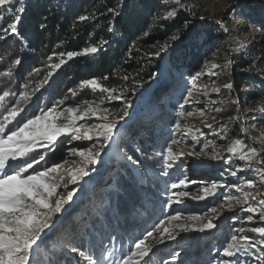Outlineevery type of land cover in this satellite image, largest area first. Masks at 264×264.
<instances>
[{
	"label": "rangeland",
	"instance_id": "obj_1",
	"mask_svg": "<svg viewBox=\"0 0 264 264\" xmlns=\"http://www.w3.org/2000/svg\"><path fill=\"white\" fill-rule=\"evenodd\" d=\"M216 1L223 2L217 18L207 16L213 19L204 18L195 22V30L202 36L196 47H190L187 38L183 40L180 35L176 41L157 40L144 48L142 54L148 56L150 62L154 56V61H159V69L152 78H148V71L145 74L143 72L139 80L132 78L134 83L128 86L132 88L135 85L134 89L138 88L139 93L133 97L124 95L131 101V107L127 111L123 109L121 100H109L108 94L101 93L99 89L80 87L76 90V95L79 96L76 100V95L67 97L64 93L57 96L50 105L47 104V99L39 105H31L33 107L30 108L26 106L30 105L28 103L21 105L25 112L21 113L13 125L33 114L38 115V106L46 108L55 104L63 110L80 105V112H83L87 107L83 102H93V107L108 110V119L119 121L118 139L124 156L128 153L121 140L137 149L144 143L148 151L141 154L146 166L142 167L140 164L138 167L142 180H138L137 168L136 173L131 169L133 177L125 174L122 163L127 162L123 161L122 157H116L110 146L101 152L100 162L94 166L92 174L79 184L72 185L68 183L66 171L77 167L73 161L79 162L81 158L72 156L70 149L92 148L95 151L100 148L102 141L95 137L89 141L71 140L62 136L53 146L54 152L47 148H38L37 152L44 154L46 160L35 166L36 170L61 163L60 171L65 175L63 184L66 183L68 187L65 188L62 184L58 192L66 194L68 190L75 189V196L59 214L56 227L38 242L32 264H37L38 261L42 264H87L76 254L69 253L65 246L83 245L86 248L89 244L98 250L97 255L101 248L113 251L114 255L110 259L115 262L133 249L135 242L146 236L149 231H153V236L146 240L152 247V252L146 257L149 264H219V252L231 235L242 234L252 237L253 240L262 239L258 233L240 232L248 226L246 218L253 212L247 209L253 208L257 199L249 200L243 208L232 201L234 207L228 210L225 198L241 197L242 192L237 191V187L251 192L257 198L263 185L259 183V178H255L252 169L237 171V175L232 176L230 173L241 165L232 163L225 151L228 145L236 140L235 136L238 134H235L232 126L234 122H238V117H241L248 121V125L244 127L255 143L259 144L261 155L264 156V124L261 126L257 123L264 120V94L255 92L254 86L251 85L252 80L264 83V0H187L186 6L183 7L187 14H183L192 21L193 18L206 17L203 13L206 14L205 10ZM183 10L179 8L178 12ZM241 21L242 28L238 26ZM186 34L188 37L189 33ZM165 42L168 47L160 51V46ZM192 48L195 49L194 53L191 52ZM198 49L201 50V56H197L195 63L190 66L191 55ZM157 52L160 54L154 55ZM11 64L8 62L2 65L0 72L7 71ZM50 64L52 63L48 65ZM212 64L220 67L213 69ZM46 68L49 69L47 65ZM17 69L18 66L13 69V76L10 78L0 76V95H3L4 91L17 93L11 98L8 108L15 106L19 92L25 90L24 85L20 88L12 82ZM195 69L202 75L193 79L198 73L191 72ZM49 70L43 71L41 76L45 78ZM54 70L56 69L51 70L52 73ZM176 80L184 85L182 89L176 88ZM229 83L232 84L231 89L224 87ZM214 88L217 91H213ZM27 90L31 92L30 89ZM116 91L115 95L124 92L121 89ZM189 91L193 95L189 103H184ZM253 93H256L257 97L250 99ZM247 113H254V116L245 118ZM3 114L4 109L0 108V117ZM103 114L102 111H98L96 116L89 114L85 119L77 121V124L85 131L89 125L100 123L98 117ZM177 121L181 124L180 131L175 129ZM210 124V127L207 126ZM185 125L190 131L185 129ZM172 139L179 141L174 144L177 146L173 148L175 152H181L195 144L197 152L201 155L194 161L184 157L183 153L178 156L174 167L168 170V175H164L162 153L168 145H173ZM216 154L221 158L213 159ZM127 165L131 168L130 163ZM181 179L186 181L187 187L175 191H187L190 195L181 197V202H173L169 206L167 200L171 192L168 185ZM248 180L254 181L255 187L248 188ZM214 183L217 185L214 194L204 199H193L195 196H202V190ZM135 199L139 201L135 210L130 214L121 215L120 209L124 208L126 202ZM221 205L224 207L221 208ZM212 208H217L220 214L217 216L212 213ZM177 214H180V220H168L170 216ZM190 216H202L204 219L190 220ZM208 219H212L217 227L205 232H184L175 227L182 224L192 229L206 223ZM161 221L165 222L164 226L172 231L175 239H169L166 233L154 230ZM253 225L264 227V221L260 225ZM77 239L81 244L74 242ZM174 254L176 260L172 259ZM243 259L247 260V264H257L252 258Z\"/></svg>",
	"mask_w": 264,
	"mask_h": 264
},
{
	"label": "snow or ice",
	"instance_id": "obj_2",
	"mask_svg": "<svg viewBox=\"0 0 264 264\" xmlns=\"http://www.w3.org/2000/svg\"><path fill=\"white\" fill-rule=\"evenodd\" d=\"M164 10L158 14L156 19L158 20H172L178 14V9L184 7L182 0H163ZM26 11V5L24 0H0V21L5 19L4 13L10 14V22L6 27H0V32L4 35H0V39H7L8 35L19 36L20 42L25 43L21 33L19 25L22 21L23 14ZM109 12L114 13L113 20L116 13L114 9L109 8ZM90 17L81 15L80 21H87ZM200 19H204L203 16ZM220 23V21H217ZM189 21L184 22V28L188 29L189 35L187 37L188 45L190 47H196L197 42L202 39L201 34L194 28L189 29ZM109 32H113L112 22H109ZM44 27V25H41ZM225 31L227 29L225 28ZM180 38V30L170 36L171 41H176ZM108 41L102 40L100 45H89L84 47L80 51H68L66 53H54V56L59 57L58 63H52L47 65L49 72L44 79L39 81L37 86L29 92L28 84H24V91L19 92L18 99L15 101V106L8 108L4 105L6 97L10 95L9 91H4L3 95H0V108L4 109L2 117H0V264H32V257L35 247L39 246L40 241L48 234L49 231L56 227L59 222V214L65 210V205H69L75 196V189L68 190L66 194H60L58 189L64 182L65 175L61 173V163H54L50 167H44L43 170H36L35 166L40 165L41 162L46 160L44 154L37 152L38 148H47L49 151H55L54 145L58 142V139L62 136L71 140H93L95 137L97 140H101V146L99 149L93 151L92 148H72L70 154L72 156H78L81 159L79 162L73 161L77 164V167L66 171L69 177L68 183L72 185L79 184L80 181L89 177L95 170L94 166L100 162L101 152L110 146H115L118 151L123 153V148L120 145L117 131L118 120L108 119V110L100 109L98 106L93 107V102L84 101L87 105L83 112H80V105L75 107H68L60 110L58 105H52L46 108L38 106L39 114H33L22 121H18L13 125L14 121L21 113L25 112V108L22 104H27L31 97L38 93L45 84H48L49 78L52 76L53 69H60L62 65L66 64L72 58L81 55L95 54L100 50V46L106 44ZM168 47V43L165 42L160 46V51H164ZM243 47V45H241ZM160 52L154 53L159 55ZM67 57V59H65ZM52 56L48 57V60H52ZM2 59V57H0ZM22 60L17 58L12 61V64L8 67L7 71L0 72V76L12 77L13 69L20 65ZM220 67L217 64H212V68ZM227 65H225V68ZM33 72L39 73V69H33ZM215 74V73H211ZM32 76V72L28 74ZM202 73H196L193 79L201 76ZM107 80L108 77H103ZM128 79V77H124ZM79 87L91 88L93 90L99 89L101 93H107L108 99L121 100L123 109L127 111L131 107V101L121 95H115L116 89L102 86L97 78L84 79L80 82ZM224 87L231 89L232 84H226ZM217 91V89H213ZM69 92L73 96L76 95L74 89H69ZM16 95V93H11ZM193 93L188 92L187 98L184 103H189ZM237 103V101H234ZM221 109H216L220 111ZM98 111H102L104 114L99 116L100 123L95 125H89L87 130L82 131L81 126H78L77 121L85 119L89 114L96 116ZM79 113V115L77 114ZM123 119V118H121ZM214 119V117H213ZM11 125V126H10ZM211 126V125H207ZM187 129V125L184 126ZM176 131L181 130V124L179 121L175 124ZM190 131V129H187ZM226 136V133H225ZM179 141L172 139L171 144H177ZM248 148L245 151V148ZM139 151V149H137ZM227 152L232 154H238V159L244 161L245 164L238 167L230 174L232 176L237 175V171L244 172L251 169L252 161L262 167L257 169L261 175V182L264 183V156L261 155V150L255 147H248L242 140L236 139L232 141L227 149ZM183 155L182 152H175L171 145L166 147L163 158V174L168 175V170L174 167V164L178 156ZM192 155V153H189ZM196 156H200L201 153H195ZM125 158L131 165L140 166L138 159H133L132 156L126 155ZM213 159H220V155L216 154ZM65 163L67 161H64ZM138 180H142L139 177ZM248 188L255 187V183L252 180L246 181ZM65 188L67 184H63ZM181 187H187L184 179L178 182H172L168 185V190L171 194L168 196L167 204L170 206L173 202L179 203L181 197H188L190 195L187 191H175ZM217 185L214 183L210 187H205L202 196H195L193 199H204L205 197L214 194ZM237 191L242 192L241 197L227 196L225 198L227 209L231 210L234 207L232 201H235L236 205L247 204L249 200H255L256 197L249 191H243V189L237 187ZM261 208L259 210V220L264 221V199L260 201ZM224 205H221L223 208ZM217 216L220 214L217 208L210 210ZM249 212H257L256 208H248ZM180 214L170 216L169 221L180 220ZM190 220H203L202 216H190ZM247 221L252 222L253 216L248 215ZM165 225L164 221L156 226L155 231H162L168 235L169 239H175V235ZM181 231L187 232L190 230L205 232L206 230H212L217 227L212 219H208L206 223L200 224L199 227L190 229L186 225L177 224ZM245 229H241L243 233ZM253 233H258L261 236V240H253L252 237L247 235H231L229 241L223 246L222 251L219 252L220 261L219 264H247V260L243 258H252L257 264H264V227H253L249 229ZM153 236V231L147 232L146 236L142 239H138L134 248L129 250L127 254H123L122 258L113 262L110 257L114 255L113 251L101 248L99 255H97L95 246L89 244L88 247L77 245H66L69 253L76 254L80 260L86 261L87 264H149V254L152 252L151 245L146 243L149 237ZM173 260H176V255L172 256Z\"/></svg>",
	"mask_w": 264,
	"mask_h": 264
},
{
	"label": "trees",
	"instance_id": "obj_3",
	"mask_svg": "<svg viewBox=\"0 0 264 264\" xmlns=\"http://www.w3.org/2000/svg\"><path fill=\"white\" fill-rule=\"evenodd\" d=\"M24 2L26 11L19 28L25 43L20 42L19 36L13 35L8 36L7 39H0V57H2L0 68H3L2 65L5 63H12L21 57L22 63L18 65L16 75L12 79V82L20 88L25 83L28 84L30 91L37 86L43 78L42 72L49 70L46 65L59 62V57L54 56V53L80 51L89 45L99 46L102 40L108 41L100 46L97 53L74 57L60 69L54 70L48 84L31 97L28 102L30 105H26L29 108L41 104L44 99H47V104L50 105L49 103H53L57 96H62L64 93L68 95L67 97H71L69 89L76 91L82 80L91 78H97L102 86L121 89L124 92L120 94L133 97L139 93V89H134L135 85L129 88L128 85L134 83L132 78L139 80L142 73L145 74L147 71L148 78H152L155 71L159 69V61H154V56L151 58L152 63L148 56L142 54L144 48L157 40L169 39L177 29L180 30L182 39H186V33H189L188 29L184 28L186 20L190 22L189 29H195L197 26L195 22L186 18L182 11H179L172 20L156 19L157 15L164 10L163 0H24ZM186 3L187 0H183L184 6ZM109 8L119 13L115 15L114 20V13L109 12ZM81 15L90 18L87 21H80ZM4 17L5 19L0 21V27L10 22L9 13H4ZM110 21L113 32L108 31ZM0 35L3 33L0 32ZM194 50L192 48L191 52L194 53ZM49 56L53 57L52 60H48ZM197 56H201L199 49L191 55L190 66L195 63ZM33 69H39V73L33 72ZM30 72L32 76L28 75ZM191 72H198V69ZM103 77L108 79L104 80ZM251 85L254 86L255 92L264 94L262 81L252 80ZM15 96L10 94L6 97L7 107L11 98ZM77 97L79 96L76 95L75 100ZM256 97V93H253L250 99ZM252 116L254 113L244 115L245 118ZM238 122L243 126L248 125V121L241 117H238ZM257 123L262 126L264 120ZM232 127L235 134H238L239 130L235 122ZM121 142L128 155L138 159L142 167L146 166L141 157V154L148 153L144 143L138 147L139 151H137L133 145H127L124 140ZM122 169L125 170V174L133 177L131 168L126 163H122ZM138 204L139 201L136 199L127 201L124 208L120 209L121 215L130 214ZM74 242L78 244L80 240L77 239ZM36 263L42 264L41 261Z\"/></svg>",
	"mask_w": 264,
	"mask_h": 264
},
{
	"label": "bare ground",
	"instance_id": "obj_4",
	"mask_svg": "<svg viewBox=\"0 0 264 264\" xmlns=\"http://www.w3.org/2000/svg\"><path fill=\"white\" fill-rule=\"evenodd\" d=\"M223 7V2H214V4L211 6V7H208V9H206L205 11H207V13L205 14V12L203 13L204 15H206V17H204V18H211V17H213V18H217V13H218V10H220L221 8ZM182 10H183V7L181 8ZM186 11V10H185ZM184 13V12H183ZM207 16H211V17H207ZM219 17V16H218ZM200 21V20H203V19H196V18H193V21L194 22H198V21ZM243 23H242V21L239 23V25L238 26H240L241 28L243 27V26H241ZM178 79V78H177ZM176 88L177 89H182L183 88V84L181 83V81H178V80H176ZM181 85V86H178V85ZM195 88V87H194ZM196 89V88H195ZM217 102V101H216ZM198 107H200V106H198ZM194 114V113H193ZM194 116V115H193ZM210 123H212V122H210ZM200 124V123H199ZM211 125V124H210ZM202 126V125H201ZM237 126V125H236ZM242 128H244L243 126H241ZM207 129V128H206ZM245 129V128H244ZM198 131V130H197ZM176 134L177 133H180V132H175ZM255 134H257V133H255ZM172 148H174L175 146H174V144L171 146ZM175 148H177V146L175 147ZM111 151L113 152V154L114 155H116V157H122L121 159H123V161H125V162H127V164H129L130 162H128L127 160H126V158H125V156H124V152L123 153H121L120 151H118V149L115 147V146H112V148H111ZM198 151V149H196V145L195 144H191L189 147H186L185 148V150H183V151H181L182 153H185L184 154V157H189L190 159H193L194 161L196 160V159H198L200 156H196L195 155V153ZM247 151V150H246ZM225 152H227V151H225ZM189 153H192V155H189ZM226 154V153H225ZM131 165V164H130ZM261 165H259V164H257L256 162H255V160L254 161H252V164H251V167H254V168H256V169H260L261 167H260ZM131 167H133V168H137L136 166H133V165H131ZM140 168H137V176L138 177H142L141 176V174H140ZM66 184V183H65ZM261 192H258L259 194H258V196H257V198H263V195H264V190H260ZM261 200V199H260ZM256 203H258L257 201H256ZM257 209V211H259L260 209L259 208H256ZM256 214H258L257 212H253V214H251L252 216H253V221L252 222H249V221H247V219H246V223L248 224V226H246L245 227V231L244 232H251V231H249V229H251V228H253L254 226H258V225H253V224H262L263 223V221H260V220H257L258 219V217H256L255 215ZM256 222H258V223H256Z\"/></svg>",
	"mask_w": 264,
	"mask_h": 264
},
{
	"label": "water",
	"instance_id": "obj_5",
	"mask_svg": "<svg viewBox=\"0 0 264 264\" xmlns=\"http://www.w3.org/2000/svg\"><path fill=\"white\" fill-rule=\"evenodd\" d=\"M183 12H184V14H187V11L183 10ZM211 19H213V18H211ZM197 21H198V20H197Z\"/></svg>",
	"mask_w": 264,
	"mask_h": 264
}]
</instances>
